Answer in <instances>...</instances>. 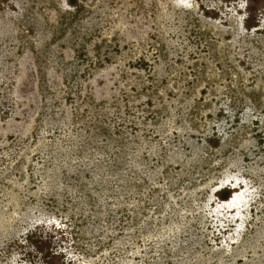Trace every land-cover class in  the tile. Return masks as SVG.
Segmentation results:
<instances>
[{
	"label": "rangeland",
	"instance_id": "374dc122",
	"mask_svg": "<svg viewBox=\"0 0 264 264\" xmlns=\"http://www.w3.org/2000/svg\"><path fill=\"white\" fill-rule=\"evenodd\" d=\"M247 1L0 0V264H264Z\"/></svg>",
	"mask_w": 264,
	"mask_h": 264
},
{
	"label": "bare ground",
	"instance_id": "6f19581e",
	"mask_svg": "<svg viewBox=\"0 0 264 264\" xmlns=\"http://www.w3.org/2000/svg\"><path fill=\"white\" fill-rule=\"evenodd\" d=\"M243 201H241V197L239 196H234L232 200H230L228 203H226L224 208L228 210L229 212H236L238 216H234L233 219H230L231 225L236 226L237 222H241L242 217H241V210L244 207H247V204H243ZM232 218V217H231ZM234 242H239V239H234Z\"/></svg>",
	"mask_w": 264,
	"mask_h": 264
},
{
	"label": "trees",
	"instance_id": "16d2710c",
	"mask_svg": "<svg viewBox=\"0 0 264 264\" xmlns=\"http://www.w3.org/2000/svg\"><path fill=\"white\" fill-rule=\"evenodd\" d=\"M258 2V0H248L247 3H248V11L250 13L253 12V10L256 8V3ZM251 22H252V18H250V16H248L246 18V23H247V26L248 27H251ZM254 26V25H253ZM257 26V25H255ZM223 198L227 199L230 197V193L226 190L223 195H222Z\"/></svg>",
	"mask_w": 264,
	"mask_h": 264
},
{
	"label": "flooded vegetation",
	"instance_id": "af4514ba",
	"mask_svg": "<svg viewBox=\"0 0 264 264\" xmlns=\"http://www.w3.org/2000/svg\"><path fill=\"white\" fill-rule=\"evenodd\" d=\"M231 197H232V194H231ZM231 197H229V198H231ZM232 199V198H231ZM230 200V199H229Z\"/></svg>",
	"mask_w": 264,
	"mask_h": 264
}]
</instances>
